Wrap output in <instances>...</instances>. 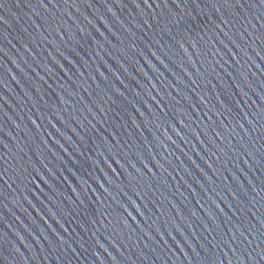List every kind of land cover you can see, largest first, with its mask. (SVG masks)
I'll use <instances>...</instances> for the list:
<instances>
[{
    "label": "water",
    "instance_id": "95a60500",
    "mask_svg": "<svg viewBox=\"0 0 264 264\" xmlns=\"http://www.w3.org/2000/svg\"><path fill=\"white\" fill-rule=\"evenodd\" d=\"M262 17L0 0V264H264Z\"/></svg>",
    "mask_w": 264,
    "mask_h": 264
},
{
    "label": "snow or ice",
    "instance_id": "6c2138e0",
    "mask_svg": "<svg viewBox=\"0 0 264 264\" xmlns=\"http://www.w3.org/2000/svg\"><path fill=\"white\" fill-rule=\"evenodd\" d=\"M257 6H264V0H257ZM108 11H111L110 9ZM264 18V17H262ZM89 23H91L89 21ZM98 31V29H97ZM79 47H83V45H79ZM61 55L63 56V53H61ZM71 55L74 57V58H77V59H80L82 60V57L80 56V52L77 51L76 49H71ZM64 60H67L69 64H72V60L69 59L68 56H63ZM63 67L64 66H61L62 70H63ZM73 67H75V65H73ZM42 79V78H41ZM66 150V149H65ZM67 151V150H66ZM77 159H79V157H77ZM69 163H71V161H69ZM75 167V165H73ZM49 214V212H48ZM50 215V214H49ZM250 234V233H249ZM249 244L251 243V241H247ZM253 251H255V249H253ZM261 253H264V248L261 249ZM257 255H259V258L261 261H264V255H261L260 253H257ZM249 257H252L251 256V253H249ZM255 258V257H254Z\"/></svg>",
    "mask_w": 264,
    "mask_h": 264
}]
</instances>
